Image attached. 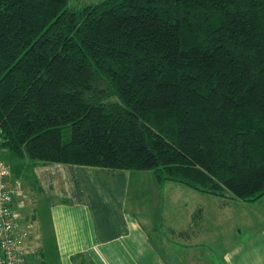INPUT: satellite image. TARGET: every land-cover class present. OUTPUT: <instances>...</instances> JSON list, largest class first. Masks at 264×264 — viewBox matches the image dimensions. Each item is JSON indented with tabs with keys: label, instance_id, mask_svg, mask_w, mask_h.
Segmentation results:
<instances>
[{
	"label": "trees",
	"instance_id": "16d2710c",
	"mask_svg": "<svg viewBox=\"0 0 264 264\" xmlns=\"http://www.w3.org/2000/svg\"><path fill=\"white\" fill-rule=\"evenodd\" d=\"M0 151L262 199L264 0H0Z\"/></svg>",
	"mask_w": 264,
	"mask_h": 264
},
{
	"label": "crops",
	"instance_id": "0c3cea01",
	"mask_svg": "<svg viewBox=\"0 0 264 264\" xmlns=\"http://www.w3.org/2000/svg\"><path fill=\"white\" fill-rule=\"evenodd\" d=\"M36 167L48 178L51 230L63 264L84 260L93 264H264V229L234 245L232 240L213 257L203 244L186 239L183 228L173 235V249L167 254L145 231L141 222L145 217L139 219L142 215H134L129 207L130 189L125 188L123 170L77 166L64 171L42 163ZM69 179L71 187L64 189L62 183ZM39 184L34 188L46 195Z\"/></svg>",
	"mask_w": 264,
	"mask_h": 264
},
{
	"label": "rangeland",
	"instance_id": "374dc122",
	"mask_svg": "<svg viewBox=\"0 0 264 264\" xmlns=\"http://www.w3.org/2000/svg\"><path fill=\"white\" fill-rule=\"evenodd\" d=\"M100 1L69 0V6L81 8ZM2 157L16 171L14 176L20 181L21 192L26 196L14 197V207L20 214V230L22 227L27 231H24L28 237L26 242L45 252L43 264H63L51 230V200L48 198L51 191H48L50 186L48 178L45 179L46 174L43 175L34 166L20 169L9 156ZM47 166H60L64 171L77 170V166L71 165L47 163ZM85 168L90 170L88 168L91 167ZM121 172V176L124 174L126 178V190L130 189L129 207L134 215H142L139 219L145 217L141 220L145 231L167 254L173 249V244H170L176 239L173 235L183 228L188 234L186 239L203 244L213 257L223 253L232 240L234 245L235 241L264 229V197L255 202H241L201 193L174 182H165L160 186L149 170ZM37 182L46 195L34 188ZM62 184L65 189L71 187L72 181L69 179ZM186 239L184 242L188 243ZM90 263L84 260L82 264Z\"/></svg>",
	"mask_w": 264,
	"mask_h": 264
},
{
	"label": "built area",
	"instance_id": "2783aa9c",
	"mask_svg": "<svg viewBox=\"0 0 264 264\" xmlns=\"http://www.w3.org/2000/svg\"><path fill=\"white\" fill-rule=\"evenodd\" d=\"M14 197L26 196L0 151V264H42L37 261L35 247L26 242L27 234L20 230V214L14 207Z\"/></svg>",
	"mask_w": 264,
	"mask_h": 264
}]
</instances>
